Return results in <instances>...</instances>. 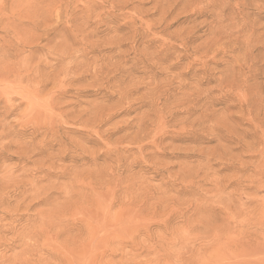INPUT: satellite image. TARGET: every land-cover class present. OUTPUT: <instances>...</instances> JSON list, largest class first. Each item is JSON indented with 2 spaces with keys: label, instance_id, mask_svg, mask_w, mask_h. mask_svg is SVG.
Listing matches in <instances>:
<instances>
[{
  "label": "rangeland",
  "instance_id": "rangeland-1",
  "mask_svg": "<svg viewBox=\"0 0 264 264\" xmlns=\"http://www.w3.org/2000/svg\"><path fill=\"white\" fill-rule=\"evenodd\" d=\"M0 264H264V0H0Z\"/></svg>",
  "mask_w": 264,
  "mask_h": 264
}]
</instances>
